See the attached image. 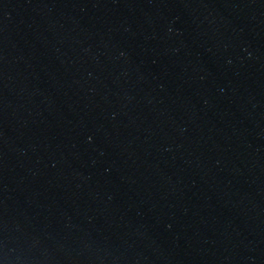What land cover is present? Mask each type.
I'll list each match as a JSON object with an SVG mask.
<instances>
[{
	"label": "water",
	"instance_id": "1",
	"mask_svg": "<svg viewBox=\"0 0 264 264\" xmlns=\"http://www.w3.org/2000/svg\"><path fill=\"white\" fill-rule=\"evenodd\" d=\"M0 264H264V0H0Z\"/></svg>",
	"mask_w": 264,
	"mask_h": 264
}]
</instances>
